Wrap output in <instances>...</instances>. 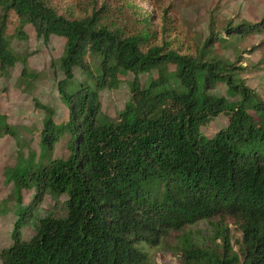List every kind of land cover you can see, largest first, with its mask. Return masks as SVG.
Returning <instances> with one entry per match:
<instances>
[{
  "label": "trees",
  "instance_id": "1",
  "mask_svg": "<svg viewBox=\"0 0 264 264\" xmlns=\"http://www.w3.org/2000/svg\"><path fill=\"white\" fill-rule=\"evenodd\" d=\"M57 4L0 0L2 69L20 61L21 76L38 77L29 55L12 45L26 24L45 42L66 38L57 87L67 108L58 116L39 103L40 153L6 169L19 207L1 264H149L151 248L174 231L183 264H264V99L241 76L240 58L216 49L263 31L264 16L218 29L211 21L205 41L189 52L169 37L166 11L157 28L137 30L125 23L127 0H88L82 11ZM127 73L129 99L109 117L101 90ZM220 85L227 95L212 91ZM221 115L226 124L205 134ZM13 130L0 111V137ZM64 135L69 154L55 155ZM23 188L34 190L28 203ZM48 192L67 195L66 214L38 207ZM227 218L242 232L238 249Z\"/></svg>",
  "mask_w": 264,
  "mask_h": 264
},
{
  "label": "rangeland",
  "instance_id": "2",
  "mask_svg": "<svg viewBox=\"0 0 264 264\" xmlns=\"http://www.w3.org/2000/svg\"><path fill=\"white\" fill-rule=\"evenodd\" d=\"M61 8L74 5V9H86L88 0H55ZM131 13L125 23L133 29L150 25L157 28L161 25L166 11L169 37L173 43L184 51L194 52L210 33V22L213 21L218 29L228 20L256 21L264 16V0H127ZM65 9V8H63ZM151 14L149 18L146 15ZM125 18V17H124ZM123 18V19H124ZM22 36H12V45L22 54H28L29 67L38 73V77L30 79L21 76L23 64L19 61L7 69L0 66V111L7 115L13 131L3 132L0 137V248L11 242V232L17 217L18 190L9 179L6 169H11L20 157H28L40 153L39 130L43 125L45 108L39 103L56 108L58 116H64L67 108L60 97L57 82L64 77L60 66V57L65 48L66 38L53 34L49 42L39 37L31 24L25 25ZM14 33V25L10 26ZM13 35V34H12ZM220 55L231 61L240 58L239 63L246 68L241 76L248 85L255 89L264 99V30L246 38L233 40L228 44H216ZM239 53L241 56L239 57ZM82 70L76 68V78H83ZM132 73L124 74L118 86L106 87L101 90L102 112L115 118L125 106L130 96L129 82ZM143 78H147L143 76ZM217 94L227 95V86L220 85L212 90ZM226 124V116L212 120L202 129L205 134L215 133ZM65 135L54 151L55 155L67 156ZM34 193L33 189L23 188L21 195L23 203H28ZM67 195L59 196L46 193L44 200L38 205L44 212L64 215L67 212ZM216 221V220H214ZM232 228L235 248L238 249L236 239L241 238L242 232L232 219L227 218ZM209 222H201L199 227H209ZM34 233L33 226L27 224L23 228L25 237ZM178 231H174L169 238L151 248L153 256L149 264H183L179 254L173 251L171 245L175 242ZM1 264V261H0Z\"/></svg>",
  "mask_w": 264,
  "mask_h": 264
}]
</instances>
